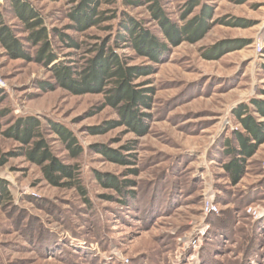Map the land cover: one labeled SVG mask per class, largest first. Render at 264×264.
I'll list each match as a JSON object with an SVG mask.
<instances>
[{
  "label": "rangeland",
  "instance_id": "374dc122",
  "mask_svg": "<svg viewBox=\"0 0 264 264\" xmlns=\"http://www.w3.org/2000/svg\"><path fill=\"white\" fill-rule=\"evenodd\" d=\"M22 1L43 18L55 62L74 70L92 56L93 45L113 43L123 17L165 48L157 62L126 43L115 49L128 66L147 71L133 80L151 98L138 107L143 130L136 132L109 104L108 92L73 94L55 82L52 65L11 57L0 44V186L6 190L0 194V264H264V141L236 183L222 166L225 143L236 145L233 133L245 132L239 109L264 123L253 104L264 103V0H200L186 19L188 0H158L179 26L210 10L200 38L176 43L165 38L145 0H106L100 9L116 18L100 27L113 29L85 32L69 28V0ZM10 7V0H0L6 24L26 45ZM55 29L78 47L58 40ZM27 51L35 55V48ZM26 119L41 123L58 159L78 165L85 198L49 184L25 155L32 143L8 134ZM50 123L74 135L79 156L73 158ZM104 150L130 160L118 162ZM105 178L132 181V196L107 188Z\"/></svg>",
  "mask_w": 264,
  "mask_h": 264
},
{
  "label": "trees",
  "instance_id": "16d2710c",
  "mask_svg": "<svg viewBox=\"0 0 264 264\" xmlns=\"http://www.w3.org/2000/svg\"><path fill=\"white\" fill-rule=\"evenodd\" d=\"M69 2L72 4L67 13V17L72 21L69 28L76 32H85L92 27L103 28L105 31L113 29V25L100 27L104 22L116 18V12L100 9L103 3L108 1L69 0ZM139 2L137 0H127L126 4L134 5ZM145 3H150L147 5L148 9L161 26L165 38L170 42L197 40L209 25L210 10L206 7L200 14L189 19L184 25L179 26L163 15L158 0H145ZM199 4L200 0H188L182 18L186 19ZM10 6L14 16L22 24L26 45L21 43V39L16 36L15 30L6 24L3 14L0 13V44L9 56L24 59L32 58L46 67L52 65L50 71L55 82L73 94L100 92L102 90L108 92L107 100L111 106L118 108L122 122L136 132L143 130V118L138 113V107L149 105L151 98L150 95L144 93L147 91L137 89V85L133 83V80L147 71L141 67L128 66L125 57L119 55L115 49L120 44L126 43L139 56H145L149 60L157 62L165 47L158 43L148 30L136 20L123 17L116 30L113 43L109 45L110 39H108L101 44L93 45L90 50L93 53L92 56L85 61L82 69L74 70L73 67L66 65L64 62H55L57 55L53 50L52 37L44 25L43 18L28 3L22 0H10ZM109 12L110 14H108ZM54 31L58 40L66 43L69 47H78V42L69 35L58 32L56 29ZM29 47L35 48L33 57H30L27 51ZM106 86L108 88H104ZM253 104L254 110L264 117V103L254 101ZM239 111L237 118L245 132L237 131L233 133L236 145L225 143L224 155L227 157V161L222 165L233 183H236L243 175L246 159L250 158L256 152L259 144L264 141V123L257 122L248 112L247 115L242 117V108ZM40 126L41 123L38 120H17L10 127V131H8L10 133L8 134H14L13 136L25 144L32 143L25 150V155L41 168L43 177L49 184L68 189L73 188L85 198L87 190L79 178L78 165L66 164L52 153L39 129ZM49 128L58 135V138L73 158L82 153V147L77 144L74 135L70 131L52 123L49 124ZM101 153L118 162L130 160L110 151L104 150ZM103 184L107 188L115 189L123 197L132 196L130 188L134 186V183L130 180L118 181L115 178H105ZM0 189L1 196H4L6 194L5 188L0 186Z\"/></svg>",
  "mask_w": 264,
  "mask_h": 264
}]
</instances>
